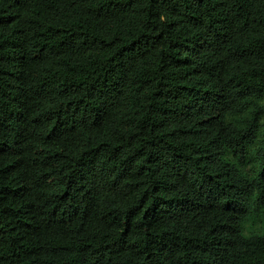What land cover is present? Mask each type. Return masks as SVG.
<instances>
[{
  "label": "trees",
  "instance_id": "16d2710c",
  "mask_svg": "<svg viewBox=\"0 0 264 264\" xmlns=\"http://www.w3.org/2000/svg\"><path fill=\"white\" fill-rule=\"evenodd\" d=\"M0 264H264V0H0Z\"/></svg>",
  "mask_w": 264,
  "mask_h": 264
}]
</instances>
